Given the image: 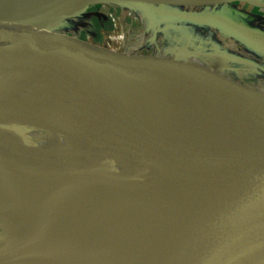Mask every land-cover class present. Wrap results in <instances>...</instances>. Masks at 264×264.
Segmentation results:
<instances>
[{
    "label": "bare ground",
    "instance_id": "bare-ground-1",
    "mask_svg": "<svg viewBox=\"0 0 264 264\" xmlns=\"http://www.w3.org/2000/svg\"><path fill=\"white\" fill-rule=\"evenodd\" d=\"M23 23L10 7L0 9V41ZM17 66L21 72L4 82L41 103L49 90L57 91L41 53L35 65ZM132 85L133 96L102 87L99 98L162 103L151 92L146 100L135 96L139 89ZM57 92L67 102L66 94ZM116 135L111 141L67 130L29 111L14 90L0 91V259L5 257V264L19 261L41 236L69 221L75 230L58 234L38 264H160L174 244L152 236L160 224L183 225L199 205L264 201V167L248 166L226 177L222 171L231 159L219 143L195 146L196 165L186 168L185 178L170 182L154 171L169 167L175 153L139 167L130 162L141 160L123 146L139 136ZM76 171L86 174V183L65 199L58 184ZM261 248L250 236L211 248L196 264H248Z\"/></svg>",
    "mask_w": 264,
    "mask_h": 264
},
{
    "label": "water",
    "instance_id": "water-1",
    "mask_svg": "<svg viewBox=\"0 0 264 264\" xmlns=\"http://www.w3.org/2000/svg\"><path fill=\"white\" fill-rule=\"evenodd\" d=\"M231 2L264 6V1L260 0H12L5 3L0 0V9L10 7L25 22L0 41V91L14 90L29 111L70 131H86L111 141L118 139L117 132L138 135L139 139L126 141L123 145L125 152L141 160L142 163L130 162L136 166L147 168L146 164L155 162V158L175 153L169 167L154 171L170 182L188 176L186 168L196 165L193 148L206 142L219 143L227 151L231 160L222 171L226 177H236L248 166L264 167V93L246 91L239 83L220 76L213 65L196 66L191 62L180 61L177 57H165L162 59L169 68L163 74L158 65L150 61L140 65L135 55L107 52L98 44L83 41L82 38L73 40L56 37L51 26L42 28L50 22L78 16L95 4L144 9L152 6H209L212 20L218 26L238 36L253 37V31L227 19L222 12L215 11L216 6L223 4L225 7L226 3ZM36 28L40 29L37 33ZM26 37L30 38L27 39L29 48L36 51L34 56L19 59L11 52L4 51L9 43ZM41 52L58 65L69 81H89L130 96H133L130 84L134 82L162 88L167 74H189L203 78L229 101L237 115L191 106L139 102L135 97L129 100L105 99L83 95L74 90L64 91L67 96L65 102L59 99L56 90L51 89L45 97L46 103H41L18 86L3 81L21 72L17 63L35 65ZM105 53L114 57L104 61ZM182 54L194 57L196 52L187 51ZM89 60L101 63L108 72L89 70L85 67ZM73 65L83 66V72L73 70ZM238 93L248 103L242 101ZM253 93H257V96L251 100L249 96ZM256 111L260 114H256ZM105 170L106 173H112ZM85 175L76 171L57 183L65 199L85 185ZM117 182L118 177L112 180L113 184ZM164 218L163 221H170L169 217ZM157 227L151 231L155 239L174 243L160 264H196L211 248L250 236H254L262 248L259 256L248 264H264V201L199 205L183 225L175 227L171 222ZM74 230V224L69 221L56 231L41 236L34 247L14 264L42 262L49 256L47 251L53 239L60 233ZM4 259H0V264H5Z\"/></svg>",
    "mask_w": 264,
    "mask_h": 264
},
{
    "label": "rangeland",
    "instance_id": "rangeland-1",
    "mask_svg": "<svg viewBox=\"0 0 264 264\" xmlns=\"http://www.w3.org/2000/svg\"><path fill=\"white\" fill-rule=\"evenodd\" d=\"M222 5L223 4L216 6L215 9H219ZM249 5L251 4L240 2L239 8L245 11H249L252 14L255 13L253 8H251V6ZM201 7L208 6H152L149 9L135 7L134 9L136 10V13L138 15H140V12L144 16H147L145 22L143 21L144 25H142L141 27L142 23L138 22L136 19L130 18L127 15V13L129 12V6L95 4L89 6L84 13L78 16L59 20L56 22H50L42 28L51 26L53 28V35L59 38L66 37L73 40L76 38H82L83 41L98 43L102 50L111 53H125V51L123 50H125V47L131 44V46H133V53L126 54L137 56V61L140 65L144 64L146 61L157 64L159 67V71L164 74L166 69L169 68L168 64L162 59L165 57H177L178 59H180V61L191 62L196 66H210V64L206 63V58H204L205 56L202 57V51H198L194 55V57L182 54L189 51L188 46H191V43H189L190 39L187 42V37H190L191 40L194 35H199L198 37L203 38L206 33L205 30L207 28V21L202 20L203 11ZM258 7L260 12L254 14V19L250 23L254 27H258L264 30V6L259 5ZM192 24L194 26H191ZM196 27L203 28H198V31L195 30ZM91 29L92 31H96L97 35L92 33V31H90ZM189 29L192 31L190 32ZM35 30L37 33L40 29L36 28ZM122 30L126 31V40L128 41L124 39L120 42V38H118V36L122 34ZM108 35H117V37L115 39H108ZM128 36H130V38ZM138 37L143 40L141 41V43L138 41ZM27 39L30 38L26 37V40L21 38L20 41L9 43L6 47H4V51L11 52L15 58L19 59H26L34 56L36 51L29 48ZM125 42L128 43L126 44ZM171 46H179V51L177 53L181 54L175 55L174 51L170 52V50L172 49ZM232 47L231 50H233L234 53H239V51L241 50L240 48H237L235 46ZM198 50H200V48ZM206 53L207 52H204L205 55ZM41 54L45 57L48 69L52 74L53 82L57 91L64 92L74 90L75 92L83 95L99 97L102 92V86L98 84H91V82L89 81H69L66 78L65 73L61 69H59L58 65H56L48 55L43 52H41ZM113 57L114 55H106V53L103 55L104 61H107L108 59ZM85 67L96 73L108 72V69H106V67L96 61L89 60ZM220 67L221 66L217 65L215 69V71H217L220 76L230 79L234 82L239 81L238 78L237 80L235 77L230 78L228 75H226L228 71ZM83 68V66L79 65H73L72 67L73 70H77L81 73L84 70ZM156 76L160 75L156 74ZM256 80L258 79H254L252 82L248 83H243L242 81L237 83L244 87V89L248 92H258L259 90L264 93V83H256ZM132 87L134 89H139L136 93L137 95L135 96H138L143 100L148 99L151 92L152 94L154 93L153 95L155 96V98L158 99V101L162 102L163 105L181 106L182 103V106L185 107L191 106L203 110H217L230 115L236 114V112L234 111L235 109L229 103V101L221 96L211 83L203 78H199L189 74H167L165 76L164 86L162 88L155 87L153 92L151 91V86L143 82H134V85H132ZM157 90H161L159 91L161 95H159ZM237 95L242 101L248 103V100L244 99L241 94L238 93ZM238 96L236 97L238 98ZM256 96L257 93H253L249 97L252 100V98ZM256 114L259 115L260 113L256 111ZM1 232L0 236L2 235Z\"/></svg>",
    "mask_w": 264,
    "mask_h": 264
},
{
    "label": "crops",
    "instance_id": "crops-1",
    "mask_svg": "<svg viewBox=\"0 0 264 264\" xmlns=\"http://www.w3.org/2000/svg\"><path fill=\"white\" fill-rule=\"evenodd\" d=\"M225 7L221 6L215 11L222 12L224 16L243 27H246L254 32L253 37L238 36L221 26H218L212 20L211 8L201 7L203 19L206 20V33L203 38L194 35L191 38L187 37V42L190 39L191 46L189 51H202V57L205 56L206 63L213 66H221L222 69L228 71L226 75L230 78H238L240 82H252L258 79L256 83H264V30L251 25L254 19V14H257L259 7L256 5H249L255 13L245 11L240 7V3L232 2L226 3ZM241 12L242 14L238 13ZM191 17V16H190ZM203 22V21H202ZM205 22V21H204ZM191 26H194L193 24ZM203 28V27H198ZM196 27L195 30H198ZM191 32L192 30L189 29ZM240 48L239 53H234L231 47ZM177 47V48H176ZM170 52L174 51L175 55L179 51V46H171ZM200 48V50H198ZM233 48V47H232ZM204 52H207L206 55ZM264 89V88H263ZM258 92H262L259 91Z\"/></svg>",
    "mask_w": 264,
    "mask_h": 264
},
{
    "label": "built area",
    "instance_id": "built-area-1",
    "mask_svg": "<svg viewBox=\"0 0 264 264\" xmlns=\"http://www.w3.org/2000/svg\"><path fill=\"white\" fill-rule=\"evenodd\" d=\"M135 7H132V6H129V12L127 13V15L130 17V18H132V19H136L138 22H140V23H142L141 24V27H142V25H144V22L143 21H145V19H147L146 17L147 16H144L142 13H140L139 12V14L140 15H138L137 13H136V10L134 9ZM126 31H123L122 30V34H120L119 36H118V38H120V42H121V40L123 41L124 39L126 40ZM117 37V35L115 36H112V35H108L107 36V38L108 39H115ZM138 41L141 43V41H143L141 38H139L138 39ZM126 43V42H125ZM96 44H98V43H96ZM127 44V43H126ZM133 44H136V43H133ZM127 46V45H126ZM132 48H133V46H131V45H128L126 48H125V53H133V51H132Z\"/></svg>",
    "mask_w": 264,
    "mask_h": 264
},
{
    "label": "trees",
    "instance_id": "trees-1",
    "mask_svg": "<svg viewBox=\"0 0 264 264\" xmlns=\"http://www.w3.org/2000/svg\"><path fill=\"white\" fill-rule=\"evenodd\" d=\"M90 31H92V29H91ZM92 33H94V34H96V35H97L96 31H92ZM96 37H97V36H96ZM97 38H98V37H97Z\"/></svg>",
    "mask_w": 264,
    "mask_h": 264
}]
</instances>
